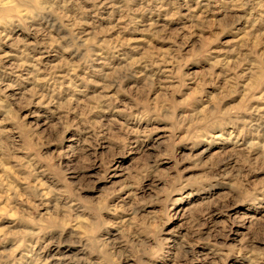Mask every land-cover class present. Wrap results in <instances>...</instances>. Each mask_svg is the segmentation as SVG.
<instances>
[{
	"label": "clouds",
	"instance_id": "1",
	"mask_svg": "<svg viewBox=\"0 0 264 264\" xmlns=\"http://www.w3.org/2000/svg\"><path fill=\"white\" fill-rule=\"evenodd\" d=\"M0 264H264V0H0Z\"/></svg>",
	"mask_w": 264,
	"mask_h": 264
}]
</instances>
